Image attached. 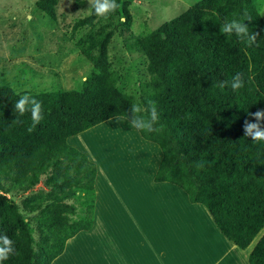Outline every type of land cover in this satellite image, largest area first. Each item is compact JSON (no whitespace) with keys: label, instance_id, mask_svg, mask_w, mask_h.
I'll list each match as a JSON object with an SVG mask.
<instances>
[{"label":"trees","instance_id":"1","mask_svg":"<svg viewBox=\"0 0 264 264\" xmlns=\"http://www.w3.org/2000/svg\"><path fill=\"white\" fill-rule=\"evenodd\" d=\"M58 2L37 0L34 7L55 21ZM117 2L121 7L107 21L91 6L88 16L73 23L72 38L87 29L75 45L92 71L78 89L27 94L44 110L32 131L31 113L15 110L22 94L0 87V233L15 247L2 264H52L70 239L92 229L97 167L67 139L111 119L129 122L134 103L155 102L159 113V131L138 132L161 152L155 183L183 190L241 250L264 230V142L243 130L251 113L264 110V19L254 0H201L137 37L130 1ZM245 11L259 46L220 30L225 20L243 19ZM115 35L133 38L128 49L146 59V78L135 83L137 97L126 91L110 60ZM237 73L243 88L216 86ZM14 197L21 198L19 205ZM248 264H264V231Z\"/></svg>","mask_w":264,"mask_h":264},{"label":"rangeland","instance_id":"2","mask_svg":"<svg viewBox=\"0 0 264 264\" xmlns=\"http://www.w3.org/2000/svg\"><path fill=\"white\" fill-rule=\"evenodd\" d=\"M36 1L0 0V87H9L22 95L78 89L84 77L91 73L92 67L87 59L80 56L75 45V40L81 37L87 29L76 32L72 38V25L76 20L90 14L92 0H59L55 21L35 9ZM128 1L131 3L129 10L133 17L131 33L132 36L137 37L174 19L201 0ZM254 3L264 19V0H254ZM126 37L117 35L113 37L109 46V56L113 68L119 71L127 82L125 84L127 86H125L126 91L135 94L137 97L138 89L135 88V83L137 81L143 82L146 78V59L140 53L128 49L133 38ZM112 122V128L110 123L97 126L98 134L106 135L111 132L110 136L95 138L91 136L90 130H88L87 133L84 132L85 135L79 134L71 137L67 143L80 150L74 144L79 142L83 146L88 145L95 154L98 152L104 155L99 147L97 141L99 140L105 146H111L108 153H118L123 160L126 157L132 164H142L145 155L143 156L141 146L146 147L149 143L146 141L147 144H145L140 141L145 142L128 121L126 126L118 125L120 123L117 121ZM156 150L160 158V151L158 148ZM138 155L143 157L142 160L136 159ZM112 156L115 160L113 164L118 166L116 164L119 159L118 155L117 157ZM13 200L19 205L21 198L14 197ZM203 210L205 209L203 208ZM104 230L106 232L103 236H95L92 239V244L96 242L97 250H95L98 260L103 264L102 259L108 258L110 253L117 251V256H122L123 259L126 255L131 257V261L135 263L138 255L128 250L131 238L134 239L135 237L126 234L124 229L118 231L116 227L111 230L109 225H106L98 235L102 234ZM263 231L255 240L261 236ZM196 236L197 234H194V237ZM34 237L36 238V235ZM179 238L183 241L189 238V235L182 232ZM67 247L66 244L63 254L58 258L63 257L66 252L69 254ZM183 247L184 244L182 243L180 248ZM123 249L128 250L126 254H124ZM151 250L152 247L150 246L149 262L155 256ZM68 254L64 256L67 259L65 258L63 264H76L75 261L71 260L74 258V254ZM104 264L109 263L106 260Z\"/></svg>","mask_w":264,"mask_h":264},{"label":"crops","instance_id":"3","mask_svg":"<svg viewBox=\"0 0 264 264\" xmlns=\"http://www.w3.org/2000/svg\"><path fill=\"white\" fill-rule=\"evenodd\" d=\"M112 121L120 123L118 125H127L123 118L111 119L105 123H110L112 128ZM97 128L90 129L91 136L98 138L111 135V132L100 135ZM69 139L71 137L67 141ZM97 141L104 155L98 152L95 154L88 145L74 143L97 164V175L93 226L90 232H80V235L67 242L69 254H74L71 260L76 264H102L96 256V242L92 244V239L103 236L105 230L100 235L98 233L109 225L111 230L116 227L118 231L124 229L126 234L135 237L131 238L128 250L138 256L133 263L131 257L124 255L122 259L115 251L108 258L102 259L103 264L106 260L109 264H248V255L261 236L247 249L241 250L219 232L202 205L200 206L205 210L199 204L188 201L183 190L170 183H155L154 176L161 159V152L159 158L156 145L149 143L146 147L141 146L145 156L143 158L138 155L136 159L143 158V163L132 164L126 157L123 160L118 153H108L111 146ZM112 155H118V166L113 164L115 160ZM182 232L188 234L189 238L182 241L179 238ZM194 234L197 236L194 237ZM182 243L184 247L180 248ZM150 246L155 256L149 262ZM128 250L123 249L124 254ZM64 256L54 261V264H63L66 258Z\"/></svg>","mask_w":264,"mask_h":264},{"label":"clouds","instance_id":"4","mask_svg":"<svg viewBox=\"0 0 264 264\" xmlns=\"http://www.w3.org/2000/svg\"><path fill=\"white\" fill-rule=\"evenodd\" d=\"M92 7L97 16L103 17L107 21L111 14L115 13L121 5L117 0H92ZM245 21H252V17L246 11L243 13V19L233 18L225 20L220 30L227 35L235 34L248 47L259 46L257 40L259 33L253 30L249 31V26ZM228 85L233 91L243 88L245 82L242 74L237 73L232 77L231 81L225 80L216 86L224 88ZM149 105V107H145L140 103H134L130 108V117H125L129 120L131 127L137 132L153 133L159 131L157 127L159 113L156 104L155 102H149ZM15 110L20 116H23L26 112L31 113L32 124L28 129L29 131H32L44 119L42 102L34 96L27 94L20 96L15 103ZM250 115L252 116V121L245 120L243 124L244 136L251 137L252 141L264 142V126L261 123L264 121V110H257ZM14 253V241L6 234L0 233V264L8 260L10 255Z\"/></svg>","mask_w":264,"mask_h":264}]
</instances>
